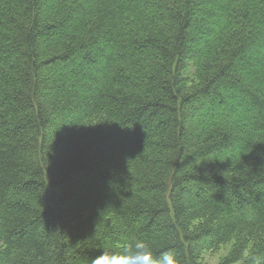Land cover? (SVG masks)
<instances>
[{
	"label": "trees",
	"instance_id": "1",
	"mask_svg": "<svg viewBox=\"0 0 264 264\" xmlns=\"http://www.w3.org/2000/svg\"><path fill=\"white\" fill-rule=\"evenodd\" d=\"M264 264V0H0V264Z\"/></svg>",
	"mask_w": 264,
	"mask_h": 264
},
{
	"label": "clouds",
	"instance_id": "2",
	"mask_svg": "<svg viewBox=\"0 0 264 264\" xmlns=\"http://www.w3.org/2000/svg\"><path fill=\"white\" fill-rule=\"evenodd\" d=\"M92 264H178V260L171 251L164 253L158 259H153L148 245L144 241H136L122 254L111 256L103 254L96 258Z\"/></svg>",
	"mask_w": 264,
	"mask_h": 264
},
{
	"label": "rangeland",
	"instance_id": "3",
	"mask_svg": "<svg viewBox=\"0 0 264 264\" xmlns=\"http://www.w3.org/2000/svg\"><path fill=\"white\" fill-rule=\"evenodd\" d=\"M231 244L222 246L215 252L205 253L202 260L207 264H218L223 256L229 251Z\"/></svg>",
	"mask_w": 264,
	"mask_h": 264
}]
</instances>
